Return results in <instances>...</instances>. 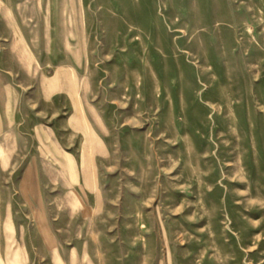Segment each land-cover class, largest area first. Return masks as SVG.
<instances>
[{"label": "rangeland", "instance_id": "374dc122", "mask_svg": "<svg viewBox=\"0 0 264 264\" xmlns=\"http://www.w3.org/2000/svg\"><path fill=\"white\" fill-rule=\"evenodd\" d=\"M73 62L109 156L43 209L0 164V264H264V0H0V87L36 112Z\"/></svg>", "mask_w": 264, "mask_h": 264}, {"label": "crops", "instance_id": "0c3cea01", "mask_svg": "<svg viewBox=\"0 0 264 264\" xmlns=\"http://www.w3.org/2000/svg\"><path fill=\"white\" fill-rule=\"evenodd\" d=\"M78 52L79 49H76L72 55ZM80 67L73 62L57 69L58 72L37 92L41 104L37 102L39 108L36 112L34 106L30 109L24 104L22 88L0 87V164L6 165L15 160L16 165L25 167L19 190L24 191L23 185L30 186L29 192H24L36 205L34 209L40 207V202L43 209L39 183L54 181L51 176L54 168H58L54 173L56 181L68 183L85 205L89 198L94 197L87 184L98 183V161L109 156L110 147L105 140L108 130L103 115L96 104L87 100L86 93H79L72 85L75 76L80 78ZM81 95L85 99L80 100L78 105L75 99ZM59 97L70 107L75 102L76 108L81 109V112H71L64 122L68 130L49 124L55 113L54 99Z\"/></svg>", "mask_w": 264, "mask_h": 264}, {"label": "bare ground", "instance_id": "6f19581e", "mask_svg": "<svg viewBox=\"0 0 264 264\" xmlns=\"http://www.w3.org/2000/svg\"><path fill=\"white\" fill-rule=\"evenodd\" d=\"M82 115V114H81ZM78 121V120H77Z\"/></svg>", "mask_w": 264, "mask_h": 264}]
</instances>
